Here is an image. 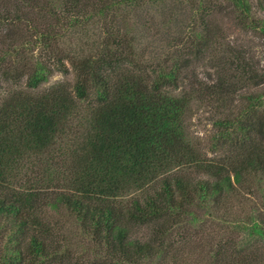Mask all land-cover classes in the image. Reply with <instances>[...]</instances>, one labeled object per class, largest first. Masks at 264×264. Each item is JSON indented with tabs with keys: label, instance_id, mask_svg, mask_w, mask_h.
I'll return each instance as SVG.
<instances>
[{
	"label": "trees",
	"instance_id": "1",
	"mask_svg": "<svg viewBox=\"0 0 264 264\" xmlns=\"http://www.w3.org/2000/svg\"><path fill=\"white\" fill-rule=\"evenodd\" d=\"M165 1L0 0V264H188L196 249L194 264H264V72L224 50L211 93L250 92L219 109L202 151L191 98L174 92L218 45V0H182L198 20L170 56L149 57L132 17ZM225 1L264 38L253 0ZM90 27L98 39L79 44ZM55 73L73 81L44 88Z\"/></svg>",
	"mask_w": 264,
	"mask_h": 264
},
{
	"label": "rangeland",
	"instance_id": "2",
	"mask_svg": "<svg viewBox=\"0 0 264 264\" xmlns=\"http://www.w3.org/2000/svg\"><path fill=\"white\" fill-rule=\"evenodd\" d=\"M217 2L210 22L216 32L218 45L214 46L211 53L194 60L191 66L185 69L183 83L179 90L174 92L176 95L190 96L191 103L185 116V126L191 142L204 152L209 150L210 140L214 133L213 121L220 116L221 110L219 109L236 110L242 104L245 93L250 92L247 88L241 89L237 84L234 85L238 89L237 93H233L230 97H220L221 100H219L211 93L212 88L224 73V69L228 70V65H224L227 59L224 58L230 54L228 52L229 55L226 54L224 50L240 53L246 61L255 64L260 73L264 72V38L259 32L240 25L239 14L227 1L218 0ZM252 3L255 7V17L264 20V11L257 9V0H253ZM201 13L197 11V7H187L182 0H166L164 3L138 8L134 11L132 19L136 25L135 34L139 38L140 47L145 48L149 57L170 56L180 38L188 36V26L197 21ZM94 30L93 27H90L89 31L85 30L82 35L85 39L79 41V44L88 45L95 42L98 35ZM72 81L73 75L64 76L61 73H55L44 88ZM259 89L261 87L251 91L255 92ZM249 197L234 198L231 201L229 215L231 221L238 220L251 211L254 201ZM66 219L64 221L68 226L67 235L74 240V243L82 244L84 239L79 235L74 223ZM215 227L216 231L222 230L220 226ZM231 235L235 236L232 233ZM203 254L202 249L193 250L189 254L191 260L188 264H194L195 261L202 262Z\"/></svg>",
	"mask_w": 264,
	"mask_h": 264
}]
</instances>
